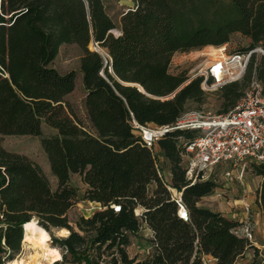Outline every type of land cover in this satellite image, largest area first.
Wrapping results in <instances>:
<instances>
[{"label": "trees", "instance_id": "16d2710c", "mask_svg": "<svg viewBox=\"0 0 264 264\" xmlns=\"http://www.w3.org/2000/svg\"><path fill=\"white\" fill-rule=\"evenodd\" d=\"M235 34L249 40L244 51L264 50V0H137L118 26L102 0H1L0 264L21 252L23 226L33 218L47 231H69L51 236L64 252L54 264H100L108 251L109 264H235L249 249L257 258L252 242L236 233L242 222L198 205L217 184L185 177L179 139L194 134L173 129L157 142L166 179L130 125L131 115L142 125H171L190 102L201 103V78L180 88L186 72L171 71L172 58L223 45ZM91 41L108 56L90 50ZM64 43L83 51L87 122L66 98L76 71L60 73L51 65ZM258 77L264 79V66ZM245 84L218 89L221 113L237 105ZM43 125L54 132L45 135ZM4 135L39 137L55 185L37 161L4 148ZM254 172L262 177L256 202L264 224V163ZM73 175L84 190L72 183ZM169 187L181 193L187 221L178 216ZM78 201L96 202L100 210L72 222L68 213ZM144 228L151 251L130 257L127 247Z\"/></svg>", "mask_w": 264, "mask_h": 264}, {"label": "rangeland", "instance_id": "374dc122", "mask_svg": "<svg viewBox=\"0 0 264 264\" xmlns=\"http://www.w3.org/2000/svg\"><path fill=\"white\" fill-rule=\"evenodd\" d=\"M108 14L118 26L121 15L136 3L137 0H102ZM227 53L241 52L249 44V40L242 37L239 34H235L231 39L225 43ZM224 45V44H223ZM207 45L200 49H193L185 53H177L173 56V64L171 65V71L178 72L185 70L187 78L191 76L190 71L199 64H204L206 58L199 55L200 51H215L211 60L218 58V49L223 46ZM90 50H94L93 41L88 45ZM102 51V50H100ZM83 51L76 43H64L61 44L56 57L51 65L55 67L60 73H66L70 70L76 71V80L74 89L66 95V98L72 104L77 115L87 122L86 112L84 108V98L86 95L83 83L82 73L80 72V57ZM105 55L104 53H102ZM106 56V55H105ZM210 61V60H209ZM263 57L258 52H253L250 56L248 64L245 69V73L242 79L246 80V84L243 89H246L252 78L256 77L260 80L264 86V79H260L258 75L261 74L263 68ZM208 64V63H206ZM189 83V82H188ZM188 83H182L181 87ZM206 92V96L201 103L190 102L187 106V110H204L212 113H221L224 109V105L219 97L217 90L203 89ZM173 94L166 96L170 98ZM43 133L45 135L51 134L54 130L47 125H43ZM2 145L9 151L22 153L37 161L45 173L48 175L50 182L55 185V178L52 176L47 156L42 149L39 137L30 135H4L2 136ZM159 165L162 169V174L166 179H169V169L167 163L162 156H160ZM258 164L255 161L246 160L238 167L233 168L228 163L219 164L207 172L201 180L212 179L216 182L217 187L214 191L199 201L198 205L213 209L215 211L222 212L225 216L242 222L244 217V208L242 202H246L249 206L248 215L253 225V233L251 238V244L258 250L259 256L255 258L254 251L249 249L245 254L240 256L235 264H253L256 259H264V224L261 214L257 210L256 202L258 188L260 187L262 177L254 172V165ZM229 173V174H227ZM242 176V177H241ZM241 177V178H240ZM72 183L84 190L83 184L79 175L72 176ZM138 209V208H137ZM100 210V204H96L90 201H78L74 207L69 211L68 215L72 222L78 219L80 216L85 218L90 217L95 211ZM139 210V209H138ZM140 212V211H139ZM58 228H53L49 231L51 236L56 238L63 237L58 234ZM148 235L145 230L140 232L138 237H134L131 240V245L127 247V253L130 257L137 256L138 259H142L147 255V251H151V248L147 241ZM51 244V243H50ZM52 245V244H51ZM61 255H63L62 249L57 245ZM26 250L22 244L21 252L16 256L25 253ZM112 260L110 251L105 252L101 257L100 264H109ZM213 264V261L210 262Z\"/></svg>", "mask_w": 264, "mask_h": 264}, {"label": "built area", "instance_id": "2783aa9c", "mask_svg": "<svg viewBox=\"0 0 264 264\" xmlns=\"http://www.w3.org/2000/svg\"><path fill=\"white\" fill-rule=\"evenodd\" d=\"M113 32L118 33L116 30ZM226 45L218 49V58L193 68L190 71L191 76L184 83L201 78L202 89L217 90L225 84L243 78L253 52H258L264 59L262 47L227 53ZM130 125L132 133L140 139L142 145L154 152L158 168L159 155H162L157 142L173 129L190 130L194 134L193 137H180L179 142L181 165L185 170L186 179L192 183L201 180L205 172L219 164L228 163L235 168L246 160L264 163V86L260 80L253 77L237 105L225 113L186 110L171 125H142L131 115ZM169 190L177 203L178 216L187 221L188 213L182 203L181 193L171 187ZM242 205L244 217L242 226L236 233L252 241L253 225L248 215L249 206L244 201ZM113 207L116 211L119 209L117 206ZM138 209L135 210L136 215L141 212V209ZM149 252L148 250L147 254ZM211 261L209 260V263Z\"/></svg>", "mask_w": 264, "mask_h": 264}, {"label": "bare ground", "instance_id": "6f19581e", "mask_svg": "<svg viewBox=\"0 0 264 264\" xmlns=\"http://www.w3.org/2000/svg\"><path fill=\"white\" fill-rule=\"evenodd\" d=\"M215 51H200L199 55L211 60ZM58 234L65 237L69 234L66 228H60ZM51 235L49 231L38 224L36 219H31L24 225L23 246L25 253L8 261L6 264H54L61 260L60 250L50 244Z\"/></svg>", "mask_w": 264, "mask_h": 264}, {"label": "water", "instance_id": "95a60500", "mask_svg": "<svg viewBox=\"0 0 264 264\" xmlns=\"http://www.w3.org/2000/svg\"><path fill=\"white\" fill-rule=\"evenodd\" d=\"M93 45H94V47H95V49H94L95 51L99 52L100 54L104 53L106 56H108L107 53H106L103 49H101V48L99 47L98 43H96L95 41H93ZM100 50H102V51H100ZM102 55H103V54H102ZM109 60H110L109 71H110V72H113V70H112V60H111V58H109ZM131 85H133V84H131ZM23 227H24V226H23ZM22 244H23V242H22Z\"/></svg>", "mask_w": 264, "mask_h": 264}, {"label": "crops", "instance_id": "0c3cea01", "mask_svg": "<svg viewBox=\"0 0 264 264\" xmlns=\"http://www.w3.org/2000/svg\"><path fill=\"white\" fill-rule=\"evenodd\" d=\"M177 54V53H176ZM259 189V188H258ZM257 199V198H256ZM94 203H96V202H94ZM96 204H98V203H96ZM256 207H257V210L259 211V214H260V208H259V206H258V204L256 205ZM219 211V210H218ZM143 230H145L146 232H147V234L149 233V231H148V229L147 228H144Z\"/></svg>", "mask_w": 264, "mask_h": 264}]
</instances>
